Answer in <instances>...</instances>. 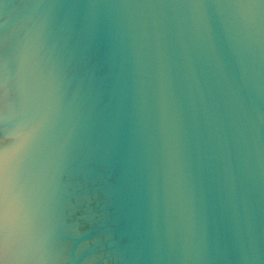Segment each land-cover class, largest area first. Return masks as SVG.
Instances as JSON below:
<instances>
[{
  "label": "water",
  "instance_id": "water-1",
  "mask_svg": "<svg viewBox=\"0 0 264 264\" xmlns=\"http://www.w3.org/2000/svg\"><path fill=\"white\" fill-rule=\"evenodd\" d=\"M0 264H264V0H0Z\"/></svg>",
  "mask_w": 264,
  "mask_h": 264
}]
</instances>
